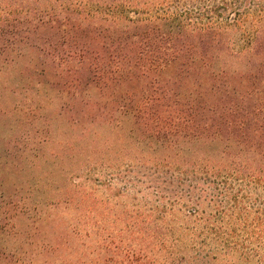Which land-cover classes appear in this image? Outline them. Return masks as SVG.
<instances>
[{"label": "rangeland", "instance_id": "374dc122", "mask_svg": "<svg viewBox=\"0 0 264 264\" xmlns=\"http://www.w3.org/2000/svg\"><path fill=\"white\" fill-rule=\"evenodd\" d=\"M56 1L87 22L96 8L101 35L113 36L110 0ZM117 2L132 17H176L179 36L222 39L215 67L264 100V68L242 75L226 47L264 36V0ZM33 5L0 0V264H264V157L210 139L209 118L147 129L121 109L141 84L71 81L80 60L50 52L75 50L84 34L64 38L77 31L65 20L34 33ZM190 50L209 55V45Z\"/></svg>", "mask_w": 264, "mask_h": 264}, {"label": "trees", "instance_id": "16d2710c", "mask_svg": "<svg viewBox=\"0 0 264 264\" xmlns=\"http://www.w3.org/2000/svg\"><path fill=\"white\" fill-rule=\"evenodd\" d=\"M110 1L115 5L111 13L115 30L113 36L106 37L101 35V26L92 18L96 8L86 13L91 18L87 22L84 11L74 9L68 13V7L61 10L56 7V0H33L35 7L30 22L34 33L52 29L54 22L65 20L68 24L72 21L71 27L75 26L77 31H69L72 29L69 28L64 38L68 37L67 33H73L72 39L77 37L79 30L84 34L83 40H75V50L50 52L53 59L80 60L81 76L71 81L80 79L102 89L123 83L141 84L140 95L131 94L130 105H122L121 109L133 117L143 118L147 129L165 135L177 125L176 120L194 116L201 122L209 118L210 139L248 147L253 156L264 157V100L257 98L259 91L246 79L236 85L225 80V73L215 67L213 59L222 48V39L211 37L207 41L203 36L198 39L188 34L179 36L178 33L185 34L181 31L185 26L176 17H132L123 11L124 4ZM82 3L83 0H79L77 7ZM248 42L238 50L229 44L226 47L230 56L245 64L242 75L256 77V71L264 68V58H260L264 36L258 35ZM208 45L209 55L190 50ZM168 68L175 74L166 79L164 74ZM200 69H205L201 71L200 83L189 84V78ZM152 233L148 231L149 238L155 237ZM151 264H157V259Z\"/></svg>", "mask_w": 264, "mask_h": 264}]
</instances>
